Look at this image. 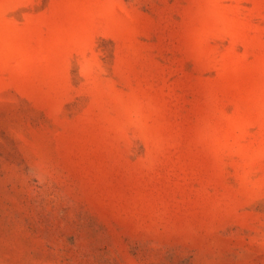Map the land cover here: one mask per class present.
Masks as SVG:
<instances>
[{
    "label": "rangeland",
    "instance_id": "374dc122",
    "mask_svg": "<svg viewBox=\"0 0 264 264\" xmlns=\"http://www.w3.org/2000/svg\"><path fill=\"white\" fill-rule=\"evenodd\" d=\"M0 264H264V0H0Z\"/></svg>",
    "mask_w": 264,
    "mask_h": 264
}]
</instances>
